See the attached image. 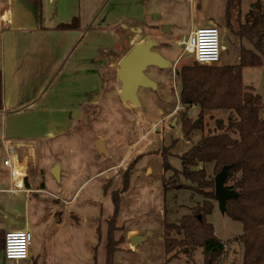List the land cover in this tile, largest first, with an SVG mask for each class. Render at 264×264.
<instances>
[{
  "label": "rangeland",
  "instance_id": "rangeland-1",
  "mask_svg": "<svg viewBox=\"0 0 264 264\" xmlns=\"http://www.w3.org/2000/svg\"><path fill=\"white\" fill-rule=\"evenodd\" d=\"M258 1L264 7V0H243L239 8L227 14V0H149V21L162 22L171 28L159 36L158 28L151 37H147L151 31L145 29L143 36L157 41L154 49L170 65L146 69L157 87L138 89L140 105L123 100L117 77L119 61L132 47L131 39H141L129 29L119 49L111 52L114 65L106 77V101L95 109L94 121L54 141L48 140L46 151L39 148L32 155H19V160L26 162L29 196L20 192L0 194V229L30 230L33 233L30 250L36 248V255L19 261L7 260L0 249V264H106L107 220L114 208L111 192L122 188L123 174L133 163L130 190L121 193V212L114 231L120 250L113 264L163 263L165 210L167 219L174 222L201 200L197 193L183 188L187 182L175 170L182 167V153L214 126L211 119L210 124L204 121V126L201 125L198 107L187 110L180 103L176 71L194 59L176 42L187 37L194 27L217 25L222 53L219 63L238 64L242 48H253L249 38H254L250 32L249 38L239 36V22L246 20L251 5ZM242 72L244 84L252 85L264 103V64L244 67ZM184 117L193 125L198 121L188 138L182 129ZM99 139H103L108 154L97 150ZM161 154L167 157L169 166ZM61 164L63 169L60 168L56 178L52 169ZM146 167L152 168L147 174ZM104 185H108L107 193ZM26 219L30 221L29 228L25 227ZM208 219L227 243L228 256L222 264H240L242 246L233 239L242 233V224L223 212L218 202ZM132 228L147 236L134 250L128 249V230ZM196 258L202 260L200 251Z\"/></svg>",
  "mask_w": 264,
  "mask_h": 264
},
{
  "label": "crops",
  "instance_id": "crops-1",
  "mask_svg": "<svg viewBox=\"0 0 264 264\" xmlns=\"http://www.w3.org/2000/svg\"><path fill=\"white\" fill-rule=\"evenodd\" d=\"M150 4L149 0H0V194L20 192L28 197L26 162L19 155H32L39 148L46 151L48 140L94 121L95 109L106 101L104 86L114 65L111 52L119 49L129 29L141 36L131 39V46L146 39L145 29L151 31L147 37L158 28V36L163 34L162 22L149 21ZM73 20L75 27H61ZM11 145L15 176L4 165ZM21 178L23 187L16 188ZM25 227H31L28 219ZM132 236L138 237L135 243ZM146 237L129 229L128 249L134 250ZM35 255L33 248L30 257Z\"/></svg>",
  "mask_w": 264,
  "mask_h": 264
},
{
  "label": "trees",
  "instance_id": "trees-1",
  "mask_svg": "<svg viewBox=\"0 0 264 264\" xmlns=\"http://www.w3.org/2000/svg\"><path fill=\"white\" fill-rule=\"evenodd\" d=\"M242 2L227 0V14L239 8ZM251 7L246 20L239 22L238 30L241 37H248L249 32L253 34L254 38L248 37L253 48H242L238 64L206 65L194 61L176 71L181 105L187 110L198 107L201 125L204 126V121L210 124L211 119L214 126L182 153V167L175 170L176 175H182L187 182L183 188L197 193L201 200L174 222L167 219L165 210L162 264H222L228 256L227 243L217 235L214 224L208 219L217 202L214 179L224 166L229 167L226 186L237 193L227 201L225 213L243 226L242 233L233 239L242 246L240 264H264V103L252 85L244 84L242 72L244 67L264 64V7L259 1ZM75 26L76 20L61 25L63 28ZM1 90L0 70V108ZM194 128L184 117L182 129L186 138ZM163 160L169 166L165 155ZM132 165L123 174L122 188L111 192L114 208L112 217L107 220L106 264H113L120 250L114 231L121 193L130 187ZM168 188L166 186L165 191ZM108 189V185H104L105 193ZM5 233L0 229L1 250ZM198 251L202 254L201 261L196 258Z\"/></svg>",
  "mask_w": 264,
  "mask_h": 264
},
{
  "label": "water",
  "instance_id": "water-1",
  "mask_svg": "<svg viewBox=\"0 0 264 264\" xmlns=\"http://www.w3.org/2000/svg\"><path fill=\"white\" fill-rule=\"evenodd\" d=\"M170 28L171 26L168 24L161 25L162 32L170 31ZM156 45V40H142L134 44L119 61L117 77L122 83L120 95L123 100L140 105L138 89L140 87H157V83L145 71L149 66L168 67L170 61L154 49ZM197 124L198 121L194 123V126L197 127ZM96 148L100 153L108 154L103 139L97 140ZM59 170L60 165H55L52 169V173L56 178H59ZM228 170L229 167L224 166L214 179L217 202L223 212H226L227 201L237 196L236 191L226 186ZM137 239V236H132L131 242Z\"/></svg>",
  "mask_w": 264,
  "mask_h": 264
},
{
  "label": "built area",
  "instance_id": "built-area-1",
  "mask_svg": "<svg viewBox=\"0 0 264 264\" xmlns=\"http://www.w3.org/2000/svg\"><path fill=\"white\" fill-rule=\"evenodd\" d=\"M178 45L183 46L186 55L201 64L211 65L220 62L221 59V35L215 25L201 26L193 29L187 37L177 40ZM9 155L4 160V165L12 170L15 176L13 155L14 147H9ZM16 184V188H22V180ZM33 241V233L28 229L9 230L5 233L4 257L7 260H24L30 257V247ZM227 248V244H225Z\"/></svg>",
  "mask_w": 264,
  "mask_h": 264
},
{
  "label": "flooded vegetation",
  "instance_id": "flooded-vegetation-1",
  "mask_svg": "<svg viewBox=\"0 0 264 264\" xmlns=\"http://www.w3.org/2000/svg\"><path fill=\"white\" fill-rule=\"evenodd\" d=\"M161 28V27H160ZM122 84V83H121Z\"/></svg>",
  "mask_w": 264,
  "mask_h": 264
}]
</instances>
